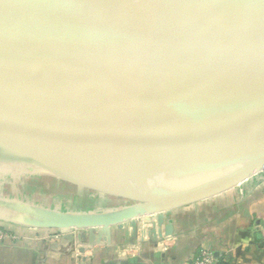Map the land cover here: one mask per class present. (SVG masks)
I'll use <instances>...</instances> for the list:
<instances>
[{"label":"water","instance_id":"95a60500","mask_svg":"<svg viewBox=\"0 0 264 264\" xmlns=\"http://www.w3.org/2000/svg\"><path fill=\"white\" fill-rule=\"evenodd\" d=\"M192 76L208 95L231 94L254 109L258 138L203 173L140 185L100 147V121L123 100ZM0 121L13 132L0 128L4 155L132 203L115 213L50 218L47 227L61 232L135 228L240 187L264 172V0H0ZM164 223L159 218L151 230L154 240Z\"/></svg>","mask_w":264,"mask_h":264},{"label":"crops","instance_id":"0c3cea01","mask_svg":"<svg viewBox=\"0 0 264 264\" xmlns=\"http://www.w3.org/2000/svg\"><path fill=\"white\" fill-rule=\"evenodd\" d=\"M120 201L67 182L18 156L0 155V229L18 236L0 245V264H193L204 248L215 251L222 264H264V177L151 217L156 224L164 218L161 233L170 228V237L176 238L165 253L154 237L140 242L136 256L129 260L120 253V246L137 242V230L145 219L135 228L128 222L104 232L47 227L56 216L118 212ZM67 234L74 237L72 243L62 241ZM93 235L100 243L81 261L80 246L91 244ZM107 236L108 242L103 239Z\"/></svg>","mask_w":264,"mask_h":264},{"label":"bare ground","instance_id":"6f19581e","mask_svg":"<svg viewBox=\"0 0 264 264\" xmlns=\"http://www.w3.org/2000/svg\"><path fill=\"white\" fill-rule=\"evenodd\" d=\"M205 88L192 76L155 95L123 100L100 121L99 137L106 140L100 147L140 185L169 184L228 161L258 138L256 111ZM218 102H231V114L224 115ZM0 128L13 134L2 121ZM39 149L55 154L50 146Z\"/></svg>","mask_w":264,"mask_h":264},{"label":"built area","instance_id":"2783aa9c","mask_svg":"<svg viewBox=\"0 0 264 264\" xmlns=\"http://www.w3.org/2000/svg\"><path fill=\"white\" fill-rule=\"evenodd\" d=\"M260 177H264V172H262L261 174H259L258 176H256L253 179H257ZM151 218H148L145 220V222H143L142 228L141 230L138 231L139 235L137 237V242L135 243H128V244H124L122 246H120L121 250L120 253L124 254L123 258H126V260H129L130 258H133L136 256V251H137V247L138 244L143 241H149L151 239V230L153 229H157V227H154L156 225V222L152 223L150 221ZM162 237H158L157 240V247L160 249L161 252L165 253L168 252L170 250V248L176 243V238L175 237H166L165 234L161 233ZM18 238V236H13L7 232H5L4 230L0 229V245L3 244L4 242L8 241V240H13L15 241ZM62 242V241H61ZM101 245V244H100ZM80 247L85 248V253L82 254L79 252L80 254V259L82 260H86L89 257V252L92 250V247L89 246L88 244L85 245H81ZM76 252V250H75ZM86 256L88 258H86ZM83 261V262H84ZM193 264H222V259L221 257L212 249L209 248H204L201 253L199 254V256L194 260Z\"/></svg>","mask_w":264,"mask_h":264},{"label":"rangeland","instance_id":"374dc122","mask_svg":"<svg viewBox=\"0 0 264 264\" xmlns=\"http://www.w3.org/2000/svg\"><path fill=\"white\" fill-rule=\"evenodd\" d=\"M219 103L221 104V106H218V107L221 108L220 111H222L223 114H229V113L231 114V112H226L227 110L231 109V107H232L231 102H223V103L219 102ZM103 143H105V142H103ZM0 155H4V153H2V151H0ZM130 205H132V203L125 202V201H123V202L120 201V205L118 206V208L124 209V208H126V207H128ZM136 222L142 223L141 219L139 221H136Z\"/></svg>","mask_w":264,"mask_h":264}]
</instances>
